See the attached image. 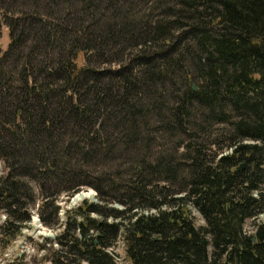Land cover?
Segmentation results:
<instances>
[{
    "label": "trees",
    "instance_id": "trees-1",
    "mask_svg": "<svg viewBox=\"0 0 264 264\" xmlns=\"http://www.w3.org/2000/svg\"><path fill=\"white\" fill-rule=\"evenodd\" d=\"M3 30V247L39 196L49 264H264V0H0Z\"/></svg>",
    "mask_w": 264,
    "mask_h": 264
},
{
    "label": "rangeland",
    "instance_id": "rangeland-1",
    "mask_svg": "<svg viewBox=\"0 0 264 264\" xmlns=\"http://www.w3.org/2000/svg\"><path fill=\"white\" fill-rule=\"evenodd\" d=\"M8 43V33L3 30L0 41V51H4L7 48ZM4 173L5 169L2 162L0 161V175H4ZM95 195L96 194L94 193V191L89 188L86 191L78 192L71 198L66 197L64 194L60 195L56 200L57 205L60 207V223H63L65 217L64 213L66 211H73L83 201H90L92 203L96 202ZM78 197L81 198L76 199ZM40 203V197L37 196L33 206L34 209L31 222L22 229L20 235L15 239V241L10 243L6 247H3V243H5V240L0 239V264H12L17 259L22 258L25 262H29L30 264H49L44 259L47 250L42 249V247H49L50 245L55 247V245L51 244V241H54L60 229L49 228L42 225L38 216V207ZM115 207H117L118 209L121 208L120 206L116 205ZM194 217L196 226H202L203 222L201 218L197 214H194ZM3 220L4 217L0 215V225L2 224ZM36 220L38 223V227L35 226ZM260 221H264V216L260 217ZM249 225L250 224H248L247 227H249ZM115 251L122 257V248L120 243L116 247Z\"/></svg>",
    "mask_w": 264,
    "mask_h": 264
},
{
    "label": "water",
    "instance_id": "water-1",
    "mask_svg": "<svg viewBox=\"0 0 264 264\" xmlns=\"http://www.w3.org/2000/svg\"><path fill=\"white\" fill-rule=\"evenodd\" d=\"M192 89L195 90V87L192 86ZM242 168H243V165H241V166L239 167V169H242Z\"/></svg>",
    "mask_w": 264,
    "mask_h": 264
},
{
    "label": "bare ground",
    "instance_id": "bare-ground-1",
    "mask_svg": "<svg viewBox=\"0 0 264 264\" xmlns=\"http://www.w3.org/2000/svg\"><path fill=\"white\" fill-rule=\"evenodd\" d=\"M81 196H82V195H81ZM80 198H81V197H78V198H76V199H80ZM76 199H75V200H76ZM35 223H36V225H35V226H37V227H38L37 220H36V222H35Z\"/></svg>",
    "mask_w": 264,
    "mask_h": 264
}]
</instances>
